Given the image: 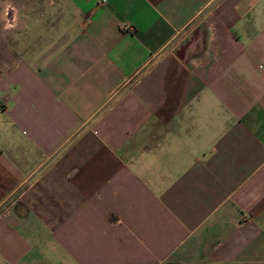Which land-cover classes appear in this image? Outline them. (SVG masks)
Segmentation results:
<instances>
[{
	"label": "crops",
	"instance_id": "obj_1",
	"mask_svg": "<svg viewBox=\"0 0 264 264\" xmlns=\"http://www.w3.org/2000/svg\"><path fill=\"white\" fill-rule=\"evenodd\" d=\"M0 264H264V0H0Z\"/></svg>",
	"mask_w": 264,
	"mask_h": 264
}]
</instances>
